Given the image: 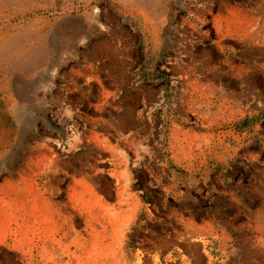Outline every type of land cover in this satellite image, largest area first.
Here are the masks:
<instances>
[{
	"label": "rangeland",
	"instance_id": "1",
	"mask_svg": "<svg viewBox=\"0 0 264 264\" xmlns=\"http://www.w3.org/2000/svg\"><path fill=\"white\" fill-rule=\"evenodd\" d=\"M143 1L0 0V264H264V55L234 34L264 0H213L191 43L186 0ZM38 38L49 69L15 67L9 40Z\"/></svg>",
	"mask_w": 264,
	"mask_h": 264
},
{
	"label": "bare ground",
	"instance_id": "2",
	"mask_svg": "<svg viewBox=\"0 0 264 264\" xmlns=\"http://www.w3.org/2000/svg\"><path fill=\"white\" fill-rule=\"evenodd\" d=\"M153 1V0H152ZM157 1V0H154ZM184 1V0H183ZM229 1V0H228ZM137 2V1H135ZM213 2V0H186V2H182V9L181 12H184L186 14V17L182 18L180 20V30L179 32L181 33V39H182V43L185 42H189L191 43V39L193 38L192 36V31H195L197 29V25L201 24L203 25L205 20L201 17L202 13H204L205 11H209V7L211 5V3ZM225 3V1H224ZM137 4V3H136ZM162 4V3H161ZM229 4V3H228ZM167 5V4H166ZM139 6V5H138ZM142 6H144V8L147 10L148 14H153V15H158L162 13H165L162 10L160 11H156V6L155 4L151 3V1H143L142 2ZM223 6H225V4H223ZM226 7V6H225ZM223 8V7H222ZM160 9V8H159ZM166 10V9H165ZM226 10V9H225ZM234 10V9H233ZM252 10V9H251ZM250 10V11H251ZM219 11V10H218ZM221 11V9H220ZM217 12V11H216ZM225 12V11H224ZM230 12V11H229ZM263 6L259 5L258 8H256L255 12L253 13H244V16H242L241 19L242 21L239 22L238 27L236 28L238 31L234 32L235 36H237V41H239L240 45H245L246 47H254L257 50V54L259 55V57L261 58V54L264 55V14H263ZM147 14V15H148ZM184 14V15H185ZM230 14V13H228ZM235 14V12H234ZM163 15V14H162ZM170 15V14H169ZM218 15V14H215ZM239 15V14H237ZM159 16V17H160ZM182 16V15H181ZM180 16V18H181ZM220 17V15H218ZM235 16V15H234ZM152 17V16H151ZM204 17V16H203ZM217 17V16H215ZM153 18V17H152ZM167 18V17H166ZM221 18V17H220ZM238 18V17H237ZM159 20V19H158ZM163 20V18H162ZM208 20V19H207ZM211 21V19H209ZM219 21V20H218ZM152 22V21H151ZM168 22V21H167ZM228 22V21H227ZM234 22V21H233ZM159 23V22H158ZM215 23V22H214ZM223 24V23H222ZM229 24V23H228ZM231 24V23H230ZM160 25V24H159ZM158 25V26H159ZM206 26V25H205ZM224 26V25H223ZM235 26V25H234ZM157 27V26H156ZM217 28H219L216 25ZM142 30L147 33L150 34L151 29H152V25L150 24V20L148 18H144L142 20V25H141ZM160 28V27H159ZM206 28V27H205ZM221 28V26H220ZM223 28V27H222ZM231 28V27H230ZM187 29V31H186ZM157 30V29H156ZM189 30V31H188ZM208 30V29H207ZM205 31V30H203ZM222 31H219L218 29H215V33L214 34H220ZM226 32H228V29L226 30ZM144 34V33H143ZM154 34V33H153ZM227 34V33H226ZM204 35V34H203ZM208 35V34H207ZM213 35V33H212ZM228 35V34H227ZM210 36V35H209ZM179 37V36H178ZM221 38L219 39V41L216 42L217 47H219L220 51L223 55L224 59L227 60L229 59V54L233 51L229 46L225 45L224 43V37L225 35L222 34L220 36ZM146 39V38H145ZM153 36H150L149 40L152 41ZM206 39V38H205ZM204 39V40H205ZM215 39V38H214ZM28 39H24L22 41L20 40H9V43L13 44L14 48H11V50L9 48L8 51H11V55L8 59H14L15 61V67H22L25 66L26 63H32V66L37 65V66H42L44 69H49L50 65H46V60H47V53L46 52V46L45 44V40L43 38H38V43L39 45L37 46H33V44L31 42L27 41ZM147 40V39H146ZM236 41V42H237ZM178 42V41H177ZM235 42V41H234ZM235 42V43H236ZM228 44V43H227ZM184 45V44H183ZM189 44H187L188 46ZM231 45V44H230ZM7 45H5L4 47H6ZM150 46V45H149ZM179 48V47H178ZM187 48V47H186ZM182 46V48L179 50L180 53H182V55H185V59L182 60V68H184L186 71L183 72V76L186 79L192 80L194 82V84L199 85L200 87H203L204 82L200 83V81H198L196 78H194L191 75H194L196 73L200 74V78L206 82L209 83L210 78H212V70H213V66H211L210 62H206V61H198L192 50L191 49H186ZM177 49V48H175ZM236 49V48H234ZM238 49V48H237ZM1 50V49H0ZM159 50V49H158ZM152 51V50H151ZM246 51V50H245ZM10 53V52H9ZM153 53V52H152ZM154 54V53H153ZM177 54V52H176ZM253 54V53H252ZM219 55V56H220ZM237 55V54H235ZM257 56V58H259ZM264 57V56H263ZM208 58V57H207ZM223 59V58H222ZM178 60V58H177ZM234 60V59H233ZM247 60H251V59H247ZM9 61V60H8ZM180 62V61H179ZM239 62V61H238ZM254 62V61H251ZM14 64L12 63V65L14 66ZM229 65H231L230 62H228ZM239 64V63H238ZM242 64V63H241ZM31 66V67H32ZM262 66L264 67V63L262 64ZM56 68V67H55ZM228 68V66H227ZM235 69V73H236V77L244 82L245 80V74L248 70H250L252 67V65L246 61L245 65H237L236 67H232ZM55 72V71H54ZM181 73V72H180ZM53 74V73H52ZM230 80V79H229ZM232 80V79H231ZM220 81V80H219ZM86 82V81H85ZM217 82V81H216ZM218 83V82H217ZM86 84V83H85ZM234 84V83H233ZM176 85V84H175ZM215 85V84H214ZM217 85V84H216ZM189 85L186 86V88H184L185 92L184 94L187 97V94H190L187 87ZM190 87V86H189ZM193 87V86H192ZM67 90V89H66ZM252 90V89H251ZM255 91V90H254ZM207 92H211V89L209 88ZM183 95V94H182ZM110 97V96H109ZM81 99V98H80ZM194 98H192L190 96L189 100L194 103L192 106L193 108H197V110H195L196 112H198V106L197 103L193 102ZM61 100H63L66 104V109H67V103L69 102L68 97L66 95H62ZM113 101V100H112ZM75 102V101H74ZM103 105V104H102ZM111 105V104H110ZM115 105V104H114ZM70 106V105H68ZM118 107V106H117ZM170 108H168L167 110H169ZM103 113V112H102ZM66 116L68 119L71 118V114L70 113H66ZM96 115V114H95ZM83 116V115H82ZM76 119V118H75ZM105 119V118H104ZM74 121V120H73ZM97 124V123H96ZM92 125V124H91ZM74 127V125H73ZM94 128V127H93ZM75 129V128H74ZM175 132L178 130L176 127H174ZM76 130V129H75ZM165 133V132H164ZM125 136V135H124ZM69 137H71V141L73 143H76L79 140V134L78 133H72L69 135ZM132 139V138H131ZM134 139H136L134 137ZM90 141V140H89ZM100 141V140H99ZM136 141V140H134ZM138 141V140H137ZM70 144V142H68ZM138 143H140L138 141ZM171 143V142H170ZM73 145V144H72ZM75 146V145H74ZM72 147V146H69ZM141 150H144V147H140ZM122 150V149H121ZM95 152V151H94ZM100 153V152H99ZM123 157H122V163L125 166L126 171L129 169L128 167V161L129 158L127 156V154L125 152H122ZM97 155V154H96ZM98 156V155H97ZM139 157H141L138 154V150H135V155L134 158L136 161L139 160ZM99 169V167H98ZM102 169V168H101ZM46 171L49 172V167L46 168L45 170L42 171V174L46 173ZM39 175V174H38ZM59 216V213H58ZM62 216V224H64L66 227H64V229L66 230L63 233V236H65L69 230H71V221H70V217L66 216V215H61ZM59 243H58V247H59ZM51 251H55V248L53 246H51L50 248ZM68 248H63L61 249V255H63L65 253V251H67ZM99 259V258H98ZM127 261V260H126ZM137 261H140V258H138ZM104 263V262H103ZM102 263V264H103ZM139 263V262H138ZM123 264V263H122ZM140 264V263H139Z\"/></svg>",
	"mask_w": 264,
	"mask_h": 264
},
{
	"label": "crops",
	"instance_id": "3",
	"mask_svg": "<svg viewBox=\"0 0 264 264\" xmlns=\"http://www.w3.org/2000/svg\"><path fill=\"white\" fill-rule=\"evenodd\" d=\"M222 159H223V158H222ZM188 179H189V178H188ZM188 179H187V180H188ZM189 183H191V182L189 181Z\"/></svg>",
	"mask_w": 264,
	"mask_h": 264
}]
</instances>
